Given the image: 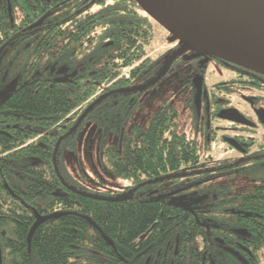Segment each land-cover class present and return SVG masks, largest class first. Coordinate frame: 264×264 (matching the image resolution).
Here are the masks:
<instances>
[{"label": "trees", "instance_id": "1", "mask_svg": "<svg viewBox=\"0 0 264 264\" xmlns=\"http://www.w3.org/2000/svg\"><path fill=\"white\" fill-rule=\"evenodd\" d=\"M12 1L23 12L22 26L40 17L30 6L33 0ZM53 1L61 14L76 15L84 0ZM94 1L88 0L85 15L77 20L62 23L50 18V25L46 23L48 46L54 32L63 51L12 53L18 68L0 61V73L8 74L7 84L18 80L14 92L4 88L8 99L0 102V264H143L151 245L158 252L177 240L185 264H202L204 242L215 248L207 264H243L242 259L217 249V240L228 244L236 240L257 252L264 250V226L259 225H264V185L257 186L252 196L231 195V188L220 191L214 205L217 209L229 205L243 212L210 216L207 222L217 228L206 231L168 198H101L75 191L62 181L57 153L66 138L92 116L106 114L125 126L136 104L123 102L124 97L128 100L141 90H123L130 89L145 72L157 78L180 48L152 59L150 48L158 23L134 0ZM15 25H5L0 19V50L11 43L12 36H7ZM86 38L88 52L77 48ZM68 40L73 49L67 47ZM6 47L11 52V46ZM53 65L77 75L57 82ZM177 118V110L165 106L148 128H135L127 137L124 153L110 148L107 156L112 171L138 187L165 176L174 179L173 174L201 166L198 145L175 130ZM36 212L48 219L35 231L29 246ZM56 213L62 215L51 218ZM241 230L250 237L240 235Z\"/></svg>", "mask_w": 264, "mask_h": 264}, {"label": "flooded vegetation", "instance_id": "2", "mask_svg": "<svg viewBox=\"0 0 264 264\" xmlns=\"http://www.w3.org/2000/svg\"><path fill=\"white\" fill-rule=\"evenodd\" d=\"M35 1H37V3L40 2L42 6L44 5L45 7H39V3L35 4ZM94 2H96V0ZM12 4L17 6L13 7ZM82 4L81 10L76 11V15H65L61 14L62 11L59 9L60 6L56 7L53 0H33L32 3H30V6L33 8L35 15L41 14L40 17L37 18L33 24L29 25L28 27H24L21 25L23 21L22 16L21 22L16 23L14 26V32H10L7 36L8 39H10V36H12V40L10 41L11 43H8L7 45L5 44L0 50V53H6L5 51L9 49H7L6 46H11V52H17L19 55L29 53L31 51L36 54H57L58 52L63 51L62 47L56 44L57 41L54 39V32L50 34L52 37L51 42L53 41V43L51 47L48 46L46 39L49 32L46 31L45 25L47 22H49L48 26L50 25V18L54 19L56 22L62 20L64 23L79 19V16L82 17L85 15L84 12L89 7L88 0H84ZM19 7L20 6L17 1L0 0V19L3 20L5 25L8 22L15 23L12 22V14L13 10L18 9ZM82 41L83 42L80 43V45L78 44L77 48L88 52L87 38L83 39ZM66 44L67 47L71 49L74 48V44L71 42V40H68ZM193 54H200V52H187L184 55H181L175 61H183L186 65V69L192 71L195 75V78L200 77L203 80V93L201 97L200 111L195 104V95V101L193 105V109L195 111L193 118L195 124L197 125L198 135H201L202 138L201 145L199 146L200 156L203 158V161L206 160V162H201V166H199L198 169L192 171V174H195L197 180L199 181L201 179L204 180V178H206L208 175L211 177L213 176L212 178L220 177L221 179H219L221 181L223 177L226 178V176H235L229 175L228 172L233 168H236V176L243 175L248 179H252L253 181L257 182L258 186H263L264 75L251 72L234 64H225L220 59L209 57L202 53L194 60H184V56H191ZM211 64L215 67V71H220L222 80L217 82L211 88H207L204 81L206 77V70ZM4 68H7V65H5ZM62 68L63 67L57 69V66L54 65L52 67V73H57V75L54 76V79H56L57 82L59 79L63 78L66 79V82L68 80L70 81V77L77 75L76 71H68V68ZM71 72L72 74H70ZM148 76L149 75L145 72V74L141 76L140 80L144 82ZM7 79L8 74L1 71V86L6 84L8 89L11 83L16 81L15 87H18V80H11L9 84H7ZM148 86L149 83L143 85L141 88L147 90ZM128 90L132 89L123 90V92L126 93ZM7 97L8 94L4 99H8ZM116 97L118 98L119 96L116 95ZM118 100L120 99L118 98ZM123 102L127 104L130 103V106L133 104L132 100H126V98H124ZM227 113H229L228 115L238 122L220 117L222 114ZM181 173L184 172L181 171L179 173L173 174L172 176L176 178L180 175H185ZM161 179L162 178L153 181L157 182V184L154 185L155 188L153 187L152 190L164 188L162 185L159 186L158 181ZM198 184L200 185L202 183L199 182ZM254 191L247 195H254ZM164 192L165 197H167L169 201L174 198L183 197L184 200L190 204L192 211H186L175 205L176 208H180L184 212L190 214L191 219L194 218L200 227L206 229V231H209L210 228H217V226L212 224V222H207L209 221L210 216L217 212V208L214 206L216 203H210L208 195L202 194L196 196V193L188 194L182 192V189L180 190L174 188ZM144 195L146 196L147 194ZM159 195L160 193L158 191L153 196H147L158 198ZM225 211L229 214L233 212H243L238 208H228ZM202 219H205L206 223H202ZM259 225L262 227L264 226L263 223H260ZM245 228L249 229L248 226ZM243 232L244 236L250 237L247 232ZM229 241L230 243L228 244L226 241L218 239L217 249H220L223 252L226 251L230 255L232 254L231 256H234V258L242 259L243 264H259L260 259L264 257V250L262 251L263 254L261 256L260 251L257 252L254 247H250V244L245 243V245H243L240 241ZM214 249L215 248L212 246L208 247V243L204 242V245L202 246V250H204L202 264H207V257H209L211 261ZM197 250L200 251V247H198ZM183 259L184 255L180 254L179 252V244L177 240L173 243L170 242L166 248L161 246L158 252H156L154 245H151L149 248V254H147L145 258V264H175L176 261L178 264H185ZM212 264L214 263L212 262Z\"/></svg>", "mask_w": 264, "mask_h": 264}, {"label": "rangeland", "instance_id": "3", "mask_svg": "<svg viewBox=\"0 0 264 264\" xmlns=\"http://www.w3.org/2000/svg\"><path fill=\"white\" fill-rule=\"evenodd\" d=\"M12 5L13 7L17 6ZM12 15L14 24L21 22L23 14L19 8L13 10ZM154 34V40L150 48L152 59L156 60L160 55L164 56L182 45L179 40L172 37L159 24H155ZM5 52L2 54L3 59L0 58V61L2 63L4 61L7 63L12 62L14 68H18V60L16 59L17 61H15L17 64L11 60L10 55L13 51L6 50ZM16 54L17 52H14V55ZM153 80L150 75L144 82L138 79L130 89L137 90ZM221 80L220 71H215V67L211 64L206 70L204 81L206 87L211 88ZM194 81V73L186 69L184 62H175L153 87L129 95L132 96L129 100L136 104V108L134 113L128 118L125 126H122L121 121L106 114L98 117H89L73 134L66 138L57 153V164L62 174V181L75 191L109 199L117 196L139 199L144 198V194L153 196L158 191L160 196L165 199L167 197H165L164 191L174 188L182 189V192L188 194L196 193V196L208 195L210 203H215L221 197V192L227 188H231L230 192H233L231 195L234 196H243L253 192L257 188L258 183L243 175L236 176V168L228 172L229 175L235 176L223 177L221 181L220 177V179L218 177L212 178L213 176L211 177L210 175L199 181L195 174H192L193 170L182 171L184 173L181 174L185 175H180L174 179H169L165 176L158 181L159 186L162 185L165 188L163 191L161 189L152 190L157 182L146 181L136 187L130 179L119 177L112 171L107 156L108 150L114 148L124 153L127 137L132 135V131L135 128H148L151 119L165 106L177 110L176 132L186 135L188 139L195 141L200 154L199 146L202 138L201 135H198L197 125L193 118L195 111L193 105L196 95ZM6 86L5 84L0 87V102L7 96V91L4 90V88H7ZM203 162L205 163L206 160L203 161L202 158ZM199 182L202 184L199 185ZM228 208H230L229 205L222 206L217 209L216 213L228 214L225 211ZM262 251L260 250L261 256L263 254ZM135 261L139 262L140 258L138 257ZM143 264H145V259ZM259 264H264V257L260 259Z\"/></svg>", "mask_w": 264, "mask_h": 264}, {"label": "water", "instance_id": "4", "mask_svg": "<svg viewBox=\"0 0 264 264\" xmlns=\"http://www.w3.org/2000/svg\"><path fill=\"white\" fill-rule=\"evenodd\" d=\"M140 8L167 30L172 37L179 40L181 48L166 61L158 77L150 85L157 82L181 56L189 51L200 52L209 57L220 59L225 64H234L251 72L264 75V15L251 8L264 3V0H134ZM200 54L184 56L185 61H191ZM64 71V70H62ZM64 83L66 79H59ZM16 81L8 88L15 91ZM196 106L200 111L203 93V80L195 78ZM144 90L139 88L138 91ZM91 109V108H90ZM90 109L76 125L81 124ZM220 117L235 120L230 115ZM160 199L163 197L159 196ZM170 204L186 211H192L189 203L183 197L174 198ZM62 213H56L51 218H58ZM36 212V222L29 234L28 243L31 246L35 231L47 220ZM243 232H239V234Z\"/></svg>", "mask_w": 264, "mask_h": 264}, {"label": "bare ground", "instance_id": "5", "mask_svg": "<svg viewBox=\"0 0 264 264\" xmlns=\"http://www.w3.org/2000/svg\"><path fill=\"white\" fill-rule=\"evenodd\" d=\"M253 11L255 12H258L260 14H263L264 15V3L259 5V6H256V7H253L251 8Z\"/></svg>", "mask_w": 264, "mask_h": 264}]
</instances>
